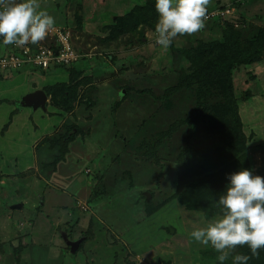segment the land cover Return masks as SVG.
<instances>
[{"label":"rangeland","instance_id":"1","mask_svg":"<svg viewBox=\"0 0 264 264\" xmlns=\"http://www.w3.org/2000/svg\"><path fill=\"white\" fill-rule=\"evenodd\" d=\"M39 3L80 56L50 70L0 69V264H218L189 233L221 208H186L178 193L207 171L264 176V52L230 78L224 66L227 41L244 47L264 27V0H210L207 12H230L166 52L155 44V0ZM23 46L0 45V58ZM37 90L44 106L27 101ZM61 135L64 162L45 172L53 150L36 145Z\"/></svg>","mask_w":264,"mask_h":264},{"label":"clouds","instance_id":"2","mask_svg":"<svg viewBox=\"0 0 264 264\" xmlns=\"http://www.w3.org/2000/svg\"><path fill=\"white\" fill-rule=\"evenodd\" d=\"M209 3L210 0H155V44L166 52L178 36L201 31ZM54 27L55 18L41 9L39 0H0V45L37 44ZM217 204L222 214L194 227L190 238L213 248L218 264H225L230 256L232 264H247L264 249V176L249 168L229 173ZM244 245L251 256L232 255L237 246Z\"/></svg>","mask_w":264,"mask_h":264},{"label":"trees","instance_id":"3","mask_svg":"<svg viewBox=\"0 0 264 264\" xmlns=\"http://www.w3.org/2000/svg\"><path fill=\"white\" fill-rule=\"evenodd\" d=\"M219 20L220 19L213 17V18L208 19L207 21L210 23L218 24L217 21ZM52 44L53 43L51 40H49V42L47 43V45H52ZM201 46L204 48L203 51L207 50L205 45H201ZM198 50L199 49H196L195 51H198ZM263 52H264V27H262L261 29H258L255 35L253 36V38L244 47H241L236 42V40L230 39L229 41H227V44L225 46V53H226L225 55L226 60L224 63L225 70H226L225 74H227V77H229V74L231 75V71L235 66L250 65L252 63L258 62L259 60H261V57H263ZM59 67H63V66H59ZM64 67H67V66H64ZM25 68H31V67H23V69ZM31 69L37 70L36 68H31ZM218 83H220L221 87H223V80H221ZM63 87H64L63 84L57 83L55 85L53 84V86L49 88H45L44 90L46 94L48 92L53 94L54 92L58 91L59 88L62 89ZM71 92H73L72 88H71ZM50 104L56 108L61 109L62 111H64L66 108L63 106L64 102L61 100H59V102L55 100L54 101L51 100ZM68 107L71 108L70 105H68ZM62 136L63 135L59 136L58 139L48 138L46 136L45 138H43L41 141L37 143L36 147L38 151L41 149H44V145L46 143H50L49 147L51 151L53 150L52 160L42 165L45 168L44 169L42 167L43 171L45 170V172H48V170H51L52 172H54L56 171L58 162L60 161L64 162V155L69 150V147H68L69 142L63 141ZM186 151L187 150L178 154L179 155L178 161L182 167H186L191 163V161L188 159L189 157L188 153L190 151L188 153H186ZM185 159H188L189 162L188 161L185 162L186 161ZM39 163H42V162L40 161ZM202 173H204V171ZM206 173H207L206 174L207 176L205 177V179H203L201 182H197V185L193 186L191 190L189 189L191 194L188 193L187 191L188 189L186 191L178 193V200H179V203L185 205L186 208L191 209L193 207L201 206V207L207 208L208 210H211V213H212L213 209L215 208V205L217 204L218 195L221 194V192L224 190L227 180H226V176L224 173H220L217 171L212 172V173L207 171ZM244 247L246 250V254L250 255L251 251L248 248V246L245 245ZM259 253L264 254L263 252H259ZM261 259L262 260L260 261V263L264 264V257L262 255H261Z\"/></svg>","mask_w":264,"mask_h":264},{"label":"built area","instance_id":"4","mask_svg":"<svg viewBox=\"0 0 264 264\" xmlns=\"http://www.w3.org/2000/svg\"><path fill=\"white\" fill-rule=\"evenodd\" d=\"M230 9H215L207 12V20L217 15L229 13ZM54 33L55 41L52 45L37 43L36 48L27 44L19 48L15 53H9L0 58L1 71L17 70L23 67H31L40 70H50L59 66H70L78 61L79 53L73 49L70 43L69 32L61 29L50 31Z\"/></svg>","mask_w":264,"mask_h":264},{"label":"water","instance_id":"5","mask_svg":"<svg viewBox=\"0 0 264 264\" xmlns=\"http://www.w3.org/2000/svg\"><path fill=\"white\" fill-rule=\"evenodd\" d=\"M30 46L32 48H36L37 44H31L29 43ZM45 99H46V95L43 91L41 90H37L31 94H29L27 96V101L30 102V101H34L35 103H37V105H41V106H44L45 104ZM20 206V205H19Z\"/></svg>","mask_w":264,"mask_h":264},{"label":"crops","instance_id":"6","mask_svg":"<svg viewBox=\"0 0 264 264\" xmlns=\"http://www.w3.org/2000/svg\"><path fill=\"white\" fill-rule=\"evenodd\" d=\"M22 74H25V72L22 73ZM48 78H50V77L48 76ZM32 150H34V148H32ZM34 152L36 153L35 150H34ZM36 156H39V154L36 153ZM29 157L32 158V156H30V155H29ZM39 157H40V156H39ZM62 206H63V207H59V208H61L60 210H63V209H65L66 207H67V208H70V207H68V206H69L68 204H64V205H62ZM73 213H74V212L70 213V215H71V214L73 215ZM66 234H67V233H66ZM70 234H71V232H70ZM70 234H69V235H70ZM67 235H68V234H67ZM62 237H63V236H62ZM83 242H85V240L82 238V240H81V242H80V245H81V243H83ZM68 247H69V246H68ZM66 249H67V248H66ZM73 250H74V249H72V251H73Z\"/></svg>","mask_w":264,"mask_h":264}]
</instances>
